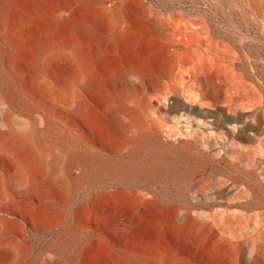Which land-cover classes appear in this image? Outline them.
Segmentation results:
<instances>
[{
	"label": "rangeland",
	"instance_id": "374dc122",
	"mask_svg": "<svg viewBox=\"0 0 264 264\" xmlns=\"http://www.w3.org/2000/svg\"><path fill=\"white\" fill-rule=\"evenodd\" d=\"M263 3L6 0L0 27L15 45L9 67L0 55V134L16 123L31 182L6 183L0 264H264ZM71 38L81 60L36 59L38 40ZM144 134L160 147L135 151ZM172 151L192 157L181 178L96 166Z\"/></svg>",
	"mask_w": 264,
	"mask_h": 264
},
{
	"label": "bare ground",
	"instance_id": "6f19581e",
	"mask_svg": "<svg viewBox=\"0 0 264 264\" xmlns=\"http://www.w3.org/2000/svg\"><path fill=\"white\" fill-rule=\"evenodd\" d=\"M5 2L6 0H0V14L3 10ZM254 2L259 4L260 0H254ZM0 38L5 39L7 43L6 49L0 48V55L3 65L9 67V50L15 45V37L12 34L3 31V28L0 27ZM55 49L69 51L76 60H81L82 54L84 52L81 41L77 38H71L67 41H61L57 43L50 42L46 39H40L36 43V59L40 62L48 51ZM133 72L137 73L139 76L142 75V72L138 71L137 69L133 70ZM83 77L84 83L90 88H94L98 82L96 78L92 77L86 66H83ZM9 125L11 126V130L13 132L8 133V135L0 134V158L5 166L7 165V167L0 173V248H5L7 245L5 238V209L6 207L11 206L12 201L10 199V194L6 187V183L7 181L10 182L12 184V190L15 189L16 192H20L24 179L29 183L31 182V177L20 157L22 134L14 121L9 123ZM154 135L155 134H153V136H151V134H144L139 136L134 144L135 151H141L147 147H160V139L157 135ZM8 136H10V138ZM169 155L174 157V161L171 163L169 162ZM191 159L192 157L185 154L184 152L172 151L153 154L150 158V161L146 165L139 168H135L134 166L128 165L126 163L111 162L105 159L97 160L96 166L105 172L109 178L114 179L136 178L138 171H140V175L143 178H154L157 177L159 173L161 174V172L164 170L175 177L181 178L183 176V170L179 167V164L185 165ZM29 188L30 186H28L27 189ZM110 209L111 208H109V210Z\"/></svg>",
	"mask_w": 264,
	"mask_h": 264
},
{
	"label": "built area",
	"instance_id": "2783aa9c",
	"mask_svg": "<svg viewBox=\"0 0 264 264\" xmlns=\"http://www.w3.org/2000/svg\"><path fill=\"white\" fill-rule=\"evenodd\" d=\"M203 148L209 152H211L215 149L213 147H207V146H205V147L203 146ZM216 149H218V148H216ZM257 167H258V175L261 178V180L264 181V157L259 160Z\"/></svg>",
	"mask_w": 264,
	"mask_h": 264
}]
</instances>
